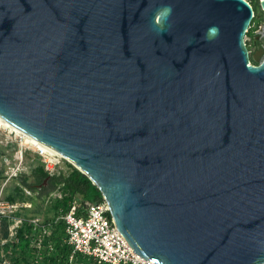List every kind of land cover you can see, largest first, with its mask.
<instances>
[{
    "label": "water",
    "instance_id": "water-1",
    "mask_svg": "<svg viewBox=\"0 0 264 264\" xmlns=\"http://www.w3.org/2000/svg\"><path fill=\"white\" fill-rule=\"evenodd\" d=\"M255 16L249 0H0V117L91 179L135 253L264 264Z\"/></svg>",
    "mask_w": 264,
    "mask_h": 264
},
{
    "label": "built area",
    "instance_id": "built-area-1",
    "mask_svg": "<svg viewBox=\"0 0 264 264\" xmlns=\"http://www.w3.org/2000/svg\"><path fill=\"white\" fill-rule=\"evenodd\" d=\"M0 129L9 132L8 138L19 143L14 151L8 148L0 152V166L5 168L6 178L0 187V244L10 245V250L20 249V232L29 237L30 246L37 250V256L33 262L40 263L42 259L57 250L54 236L63 231L62 243L64 244V222L66 224V241L72 246L70 261L76 254L82 253L93 258L98 264H156L134 252L122 232L119 230L110 214L108 202L103 198L96 203H83L76 197L69 211L64 213V208H59L54 215L46 218L42 215H26L24 209L33 208L31 201L10 202L6 199V187L22 173H29L31 165L27 160V154L33 152L40 157L45 170L50 177L64 176L67 168H64L63 156L42 147L29 140L25 135L11 130L0 123ZM68 162V161H67ZM64 183L57 184L46 196V203L64 198ZM27 194L33 191L24 187ZM4 218L9 220L8 235H3ZM63 225V230L60 227ZM2 264H11L9 258H5Z\"/></svg>",
    "mask_w": 264,
    "mask_h": 264
},
{
    "label": "trees",
    "instance_id": "trees-1",
    "mask_svg": "<svg viewBox=\"0 0 264 264\" xmlns=\"http://www.w3.org/2000/svg\"><path fill=\"white\" fill-rule=\"evenodd\" d=\"M260 6L259 2L254 4L255 9ZM70 171L64 176L50 177L43 163L38 160L36 165H33L29 173H22L17 178H14L9 186L6 187V199L10 202H25L31 201L33 208L24 209L26 215L35 214L42 215L49 218L56 213L59 208H64V213L69 211L74 199L79 196L83 203H96L103 199L100 189L93 184L91 179L83 175L72 164L68 163ZM6 178L5 168L0 170V179ZM64 183V198L54 200L52 204L46 203V195L57 184ZM24 187L33 191V195L25 192ZM37 193V195L35 194ZM9 220L4 218L3 221V235H8ZM63 230V225L60 227ZM20 249L15 251L10 250V245L2 246L0 244V264L5 258L11 259V264H98L93 258L88 255L78 253L74 259L70 261L72 253V246L66 241V224L64 222V244L61 237L63 231L57 232L54 238L57 243V250L55 253L44 257L40 263L33 262L37 256V250L30 246L29 237L21 230L20 232Z\"/></svg>",
    "mask_w": 264,
    "mask_h": 264
},
{
    "label": "rangeland",
    "instance_id": "rangeland-1",
    "mask_svg": "<svg viewBox=\"0 0 264 264\" xmlns=\"http://www.w3.org/2000/svg\"><path fill=\"white\" fill-rule=\"evenodd\" d=\"M252 5L254 6L255 3L259 2L261 3V0H249ZM246 43L250 50L251 59L255 64H258L264 59V10L260 6L256 9V16L252 21L251 28L249 29V32L247 33L246 37ZM256 56H259V61L256 62L254 58ZM9 132L5 129H0V152L5 151V149H9L10 151H14V149L17 148L19 143L17 140H14L13 142L9 143V146H6V143L8 141H11L10 138H8ZM27 160L29 161L30 165H36L38 163V160L42 163L41 159L37 154L33 152H29L27 154ZM67 160H64V168H68ZM3 169V166H0V170ZM70 169V167H69ZM5 179V178H4ZM4 179H0V187L2 186V183H4ZM11 261V259H9Z\"/></svg>",
    "mask_w": 264,
    "mask_h": 264
},
{
    "label": "bare ground",
    "instance_id": "bare-ground-1",
    "mask_svg": "<svg viewBox=\"0 0 264 264\" xmlns=\"http://www.w3.org/2000/svg\"><path fill=\"white\" fill-rule=\"evenodd\" d=\"M0 123H2V124H4V125L8 126L11 130L16 131L17 133H20V134L22 133L19 129H17V128H15L14 126L10 125L6 120H4V119L1 118V117H0ZM22 134H24V133H22ZM25 136H26L29 140H31V141H33V142H35V143L41 145L42 147H45V148H47V149L53 151L54 153H56V154H58V155H61L60 153H58V152L55 151L54 149H51L50 147H48L47 145H44V144L38 142L36 139H33L32 137H29V136H27V135H25ZM61 156H62V155H61Z\"/></svg>",
    "mask_w": 264,
    "mask_h": 264
},
{
    "label": "crops",
    "instance_id": "crops-1",
    "mask_svg": "<svg viewBox=\"0 0 264 264\" xmlns=\"http://www.w3.org/2000/svg\"><path fill=\"white\" fill-rule=\"evenodd\" d=\"M69 171H70V169H69V167H68V168H67V174L69 173ZM49 192H50V191H49ZM49 192H48V193H49ZM33 194H34V193H33ZM33 194H32V195H33ZM35 194L37 195V193H35ZM47 195H48V194H47ZM47 195H46V196H47ZM77 197L80 198L79 196H77ZM56 200H59V199H56ZM52 203H53V201H52L51 203H48V204H52ZM54 214H55V213H54ZM54 214H52V215H54Z\"/></svg>",
    "mask_w": 264,
    "mask_h": 264
}]
</instances>
